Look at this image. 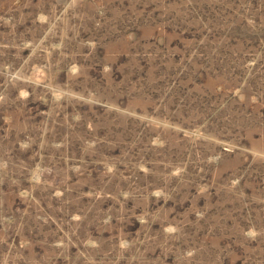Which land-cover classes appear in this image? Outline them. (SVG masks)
<instances>
[{"label":"rangeland","instance_id":"1","mask_svg":"<svg viewBox=\"0 0 264 264\" xmlns=\"http://www.w3.org/2000/svg\"><path fill=\"white\" fill-rule=\"evenodd\" d=\"M0 264H264V0H0Z\"/></svg>","mask_w":264,"mask_h":264}]
</instances>
